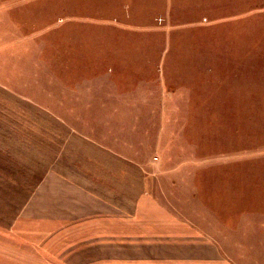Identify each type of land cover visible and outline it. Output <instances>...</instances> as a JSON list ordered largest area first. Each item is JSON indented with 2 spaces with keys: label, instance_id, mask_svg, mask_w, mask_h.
I'll return each mask as SVG.
<instances>
[{
  "label": "rangeland",
  "instance_id": "1",
  "mask_svg": "<svg viewBox=\"0 0 264 264\" xmlns=\"http://www.w3.org/2000/svg\"><path fill=\"white\" fill-rule=\"evenodd\" d=\"M182 254L264 264V0H0V264Z\"/></svg>",
  "mask_w": 264,
  "mask_h": 264
},
{
  "label": "crops",
  "instance_id": "2",
  "mask_svg": "<svg viewBox=\"0 0 264 264\" xmlns=\"http://www.w3.org/2000/svg\"><path fill=\"white\" fill-rule=\"evenodd\" d=\"M4 228H7V227H4ZM190 245H193V244H190ZM194 246V245H193ZM210 247V246H209ZM214 248H216L215 246H214ZM213 248V249H214ZM202 250V249H201ZM215 254V253H214ZM186 256H189V255H186ZM193 257H200V256H197V255H194ZM179 259H176L177 261H178V264H185L186 262L188 263V264H194V263H192V260H190L189 258H185V255H183L182 254V256H179L178 257ZM206 260V259H205Z\"/></svg>",
  "mask_w": 264,
  "mask_h": 264
}]
</instances>
